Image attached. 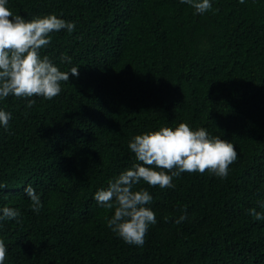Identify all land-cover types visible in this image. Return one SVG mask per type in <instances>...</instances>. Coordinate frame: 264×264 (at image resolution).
<instances>
[{"label":"trees","instance_id":"16d2710c","mask_svg":"<svg viewBox=\"0 0 264 264\" xmlns=\"http://www.w3.org/2000/svg\"><path fill=\"white\" fill-rule=\"evenodd\" d=\"M211 2L200 15L180 0H8L27 20L75 23L40 54L79 76L31 108L0 100L12 114L0 126V210L21 214L0 220L4 264H264V219L249 214H264V0ZM182 122L233 143L238 158L227 178L185 172L172 189L137 185L157 223L142 247L129 245L94 195L137 163L135 135Z\"/></svg>","mask_w":264,"mask_h":264},{"label":"clouds","instance_id":"9594fccd","mask_svg":"<svg viewBox=\"0 0 264 264\" xmlns=\"http://www.w3.org/2000/svg\"><path fill=\"white\" fill-rule=\"evenodd\" d=\"M194 9L195 14L203 15L213 9L211 0H180ZM244 3V0H239ZM8 0H0V100L9 96L25 99L31 108L36 101L32 97L52 100L58 96L61 82L79 76V68L61 71L47 56H41V50L52 42L51 33L66 30L75 31V23L58 18L55 14L35 17L31 20L14 14L7 6ZM70 57H61L63 63ZM12 114L0 109V126L9 127ZM128 148L135 154L137 163L108 182L106 189L98 190L95 201L106 209H114V215L107 219V226L125 243L143 246L145 236L151 225L157 223L155 212L148 207L153 197L150 192L136 186L141 182L149 187L160 189L175 188L173 179L182 173L200 174L207 172L219 178H227L229 166L238 158L233 143L211 135L205 128L193 130L188 124L177 127H162L135 135ZM0 184V189L6 188ZM31 200V208L39 212L42 203L36 190L29 184L24 189ZM264 207V205H262ZM0 220H18L19 210L4 207ZM249 214L257 220L264 214L254 208ZM187 219L180 216L175 223ZM7 255L5 242L0 239V264H4Z\"/></svg>","mask_w":264,"mask_h":264}]
</instances>
